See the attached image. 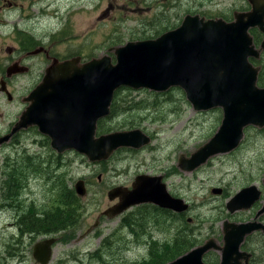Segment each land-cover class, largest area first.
Here are the masks:
<instances>
[{
    "label": "rangeland",
    "instance_id": "1",
    "mask_svg": "<svg viewBox=\"0 0 264 264\" xmlns=\"http://www.w3.org/2000/svg\"><path fill=\"white\" fill-rule=\"evenodd\" d=\"M162 1L167 6L175 1L180 4L166 10ZM195 1L200 0H0V59L10 54L14 58L23 56L24 46L33 43L31 36L37 41L54 31L59 39L56 50L61 56L75 52L89 58L105 55L110 47L155 38L174 29L188 11L232 17L233 10L250 7L247 0H206L208 4L198 9ZM8 2L14 4L10 6ZM45 41L49 42V38ZM113 58L115 61L114 55ZM25 76L21 75L18 82L26 81ZM11 89L15 94L12 111L23 105L19 102L22 90L16 86ZM117 97V113L103 120L99 131L140 129L151 137V147L140 151L123 147L104 163L91 162L77 151L57 153L45 135L28 130L21 134L8 157L7 151L0 153V188L7 189L9 171L21 174L18 191L10 189L15 199L12 205L0 206V264H39L33 256V246L49 235H20L19 216L53 214L60 204L61 188L74 189L79 179L87 184V195L74 206L75 211L81 210L80 218L75 227L54 234L59 240L49 264L172 261L211 238L217 240L227 217L225 204L241 189L256 185L264 191V127L246 126L238 147L186 171L179 168V157L190 156L215 134L223 109L195 110L181 87L166 92L124 88ZM2 104L0 96L1 107ZM122 171L126 173L120 174ZM30 172L29 179L24 177ZM139 174L162 175L169 192L183 198L189 210L180 215L161 211L156 214L148 206L143 215L136 205L113 218L100 217L117 204L108 198V190L131 186ZM220 188L223 193H216L215 189ZM258 203L264 204V195ZM98 218V227L85 234ZM125 219L131 225L125 224ZM168 224H172L169 230ZM179 229L186 232L183 239L175 237ZM216 256L217 251L211 250L206 262L216 263Z\"/></svg>",
    "mask_w": 264,
    "mask_h": 264
},
{
    "label": "water",
    "instance_id": "2",
    "mask_svg": "<svg viewBox=\"0 0 264 264\" xmlns=\"http://www.w3.org/2000/svg\"><path fill=\"white\" fill-rule=\"evenodd\" d=\"M248 1L251 9L235 11L232 21L187 14L178 27L157 38L111 47L116 62L108 54L84 63L79 57L57 61L35 90V101L23 112L13 132L36 125L59 153L73 149L92 161L106 160L120 147L139 148L150 142L140 129L97 135L98 121L110 114L116 90L127 87L162 92L178 86L196 110L223 109L218 130L182 162L183 168L192 170L213 155L233 150L246 126L264 127V86L258 84L261 67L250 61L251 57L259 59L264 51V39L258 47L250 32L258 28L264 33V0ZM151 180L156 183L151 185ZM159 180L139 176L131 191L123 186L112 188L109 197L120 196V202L104 214L114 217L134 204L154 201ZM75 192L79 196L87 193L83 179L75 183ZM244 193L246 207L261 197L256 186H249L234 199ZM165 195L157 192L154 202L176 210L187 207L183 199ZM231 226L225 225L222 264L237 263L235 254L243 235L252 230L246 224ZM56 241L45 238L35 244L33 256L38 263L49 264ZM212 247L218 248L214 239L166 264H207L203 255Z\"/></svg>",
    "mask_w": 264,
    "mask_h": 264
},
{
    "label": "flooded vegetation",
    "instance_id": "3",
    "mask_svg": "<svg viewBox=\"0 0 264 264\" xmlns=\"http://www.w3.org/2000/svg\"><path fill=\"white\" fill-rule=\"evenodd\" d=\"M209 2L211 3V2H213V0H209ZM248 3H249V1H248ZM8 4L10 6H12L14 3L8 2ZM162 4L164 5V1H162ZM179 4H180L179 2L175 1L170 6H167V5H164V6H166V10H168V9H170V7L176 8L177 6H179ZM207 4L208 3L206 0H200V1L194 2V6L198 9L205 7ZM250 9H251V5L249 8L246 7L245 9L233 10L232 17L231 16H215V17H222L227 21H232L234 19V12L235 11H247ZM190 13L196 14L197 12L188 11L185 15L190 14ZM206 17L210 18L212 16H206ZM178 26H176V27H178ZM251 33L254 37V41H255L256 45L259 47L261 45L262 40L264 39V33L259 31L258 28H252ZM46 38H49V42L45 41ZM256 38H260L259 42L256 41ZM31 39L33 40V43H30L29 45L24 46L25 48L23 49V51H24L23 56L14 58L12 56L13 54H10V55L5 56V58L0 59V96L3 100L2 107L0 106V153H2V152L5 153V151H7V157L9 156V152L14 150V145L16 142L19 141V138L23 132L28 131V130H38V132L40 134L45 135L44 133H42L39 130L38 126H36V125H32V126H29L28 128L20 129V131H17V132H13V130H14L16 123L19 121L21 115L23 114V112L26 111L28 109V107H30L32 102L35 101V98H33V94H34L35 90L37 89V87L39 86V84L42 83L44 77L47 74V71L54 67V63H56L57 61L62 62L63 60L72 59V58H76V57H79L80 62L84 63V62L89 61L92 58H96V57L101 56V55H98V56H93V57L89 58V57H86L84 54H80L79 52L71 53L67 56H61L59 54V52L56 50L58 48L57 45H58V41H59L58 36H57V31L51 32L48 35H44L43 37H40V39H37V41L34 40V38L32 36H31ZM9 50L12 51V48L9 47ZM263 55H264V51L261 53V56L259 59L254 58V57L250 58V61L255 66L261 67L259 73H261V71L263 70V67H264ZM21 75H26L25 76L26 81L18 82ZM259 78H260V74H259ZM259 78H258V83H259ZM15 81H16V83H15ZM259 85H260V83H259ZM15 86L17 88H20V90H22V91H20L19 102L23 106L18 107L17 110L12 109V111H11L12 103L15 100V96H14L15 94L11 88H15ZM97 134H98V132H97ZM5 137H7V139H4ZM45 138L47 140H50V138L47 135H45ZM151 146L152 145H149V144H148V146H147V144L143 145V146L139 147L140 149L138 151L145 149V148H148V147H151ZM66 151H68V150H66ZM71 151H76V150L71 149ZM57 153H59V152L57 151ZM192 153L190 154V156H186L185 154H183L179 157V159H178L179 168H182L183 170H185L182 166V162L187 161L191 157ZM27 154L30 157L29 153H27ZM88 160L91 162H103V161H92L89 158H88ZM199 166H197V167H199ZM197 167H195L192 170H195ZM192 170H186V171H192ZM31 172H30V174H28V176H26L24 174V177H28V179H29L30 175L32 174ZM122 173H126V172L125 171L120 172V174H122ZM139 176H148L149 178L160 177V180L158 181L159 185L156 187L157 192L160 191L164 195L170 194L174 198L183 199L181 197L174 196L169 192L167 184L165 182V178H163L162 175L152 176V175H148V174H139L135 177L131 186H129L130 184H125V185H123V187L127 188L128 191L133 190L135 188L134 183L137 181V178ZM98 178L100 180L101 175H99ZM144 181H146V180H144ZM84 182H85V186L87 189L86 181L84 180ZM155 183H156L155 180L150 181L151 185H153ZM263 183H264V179H263ZM250 186H256V185H250ZM248 187H246V188H248ZM112 188H114V187H111L108 190L107 195ZM220 189H221V191L217 190L215 192L218 194L223 193L224 189L223 188H220ZM244 189H241L239 192H242ZM73 190L75 191V184H74ZM259 190L261 192V197H262V195H264V191H262L261 189H259ZM138 192H139V187H138L137 193ZM157 192H155L153 195L152 199L154 201H155V194ZM75 193L79 198H84L85 195H87V193H86L84 196H79L77 194V192H75ZM19 194L20 193H18V195ZM246 195H247V193H244L243 195H241V197H238L236 199H234V197H235L234 196L225 204V208H227L228 212L226 210L224 212H226L225 215L227 214V217H225L223 219L222 226H221L220 232L218 234V238H217V240H215L218 248L212 247L210 250H208L209 252L211 250L217 251L215 264H222V261H223L224 246H225V232L227 230L225 227L226 224L228 225V228L230 227L231 229H232L231 225H236V224H246V225L250 226L252 229L251 231H248L243 235L242 241L240 242V245H239L238 252L235 254V256L237 257V263L236 264H264V204L261 206V204L258 203L261 200V197H260V199L254 201L251 205H248V207H246L245 201L243 200ZM157 197H158V195H157ZM108 198L111 201H115L116 203L120 202V196H117V197L111 199L108 195ZM163 198H165V197H163ZM59 200H60V204H59V206H57L56 209L60 208L61 210H63V207H62L63 199L61 200V198H59ZM154 201H144V202H141L140 204H136V205H139L138 208H140L142 210L143 215H144V212L148 206H151L153 209H155L156 214H158L159 211H161V212H169L171 214L172 213L176 214V212H177V214L180 215V214H183L186 211H188L190 208V205L185 200H184V202L187 204V207L181 208L180 210L171 209L168 207H162V206L158 205L157 203H155ZM136 205H132V206H136ZM139 218H140V221L143 222V219L141 217H139ZM155 225L159 228L158 224H155ZM171 225L172 224H168V230L171 228ZM18 227H19V225H18ZM62 232H64V231L63 230L58 231V233H62ZM185 233L186 232L183 233V231H180V229H179V231L177 232L175 237H179V238L183 239L184 236H186ZM47 234L54 235L57 233H47ZM183 241L181 242V244L183 243ZM177 246H179V245H177ZM231 252H232V250H231Z\"/></svg>",
    "mask_w": 264,
    "mask_h": 264
},
{
    "label": "trees",
    "instance_id": "4",
    "mask_svg": "<svg viewBox=\"0 0 264 264\" xmlns=\"http://www.w3.org/2000/svg\"><path fill=\"white\" fill-rule=\"evenodd\" d=\"M260 38H256V41L259 42ZM264 64V61H263ZM260 86H264V67L260 73L259 78ZM117 95V94H116ZM115 95V98H116ZM113 100L111 106V114L117 113L119 104H118V97ZM111 116V115H110ZM8 179L7 189H4L2 186L0 188L1 196L0 200L2 203L0 205L11 206L12 202V192L10 189L18 191V186L20 184L19 177L21 174H18L16 171H9L7 173ZM19 193V192H18ZM18 193L16 194L18 197ZM61 200L63 199L62 207L63 210L60 208L56 209L53 214H47V216H20L18 220L19 231L20 235H30V234H45V233H58V231H68L69 229L75 227L77 220L80 218L81 210H74V206L81 201L75 191L72 188L65 187L64 189L61 188ZM5 201V202H4ZM9 201V202H8ZM11 204V205H10ZM53 215V216H52ZM125 224L131 225V221L125 219ZM21 240L18 237V241L16 242L19 244Z\"/></svg>",
    "mask_w": 264,
    "mask_h": 264
},
{
    "label": "bare ground",
    "instance_id": "5",
    "mask_svg": "<svg viewBox=\"0 0 264 264\" xmlns=\"http://www.w3.org/2000/svg\"><path fill=\"white\" fill-rule=\"evenodd\" d=\"M5 202V201H4ZM9 202V201H8ZM14 204V203H13ZM11 205V204H10ZM15 207V206H14Z\"/></svg>",
    "mask_w": 264,
    "mask_h": 264
}]
</instances>
